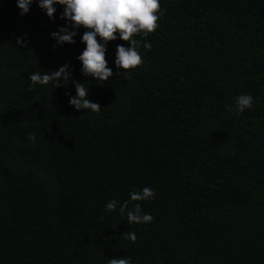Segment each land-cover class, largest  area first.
I'll return each mask as SVG.
<instances>
[{"label":"trees","instance_id":"16d2710c","mask_svg":"<svg viewBox=\"0 0 264 264\" xmlns=\"http://www.w3.org/2000/svg\"><path fill=\"white\" fill-rule=\"evenodd\" d=\"M160 2L159 27L136 37L152 43L143 64L126 79L114 60L129 42L109 41L101 85L77 59L85 28L50 35L62 6L50 19L0 0V264H264V0ZM66 62L99 112L69 104L71 82L29 87ZM249 92L252 108L229 109ZM146 185L154 199H129ZM113 198L154 219L129 224Z\"/></svg>","mask_w":264,"mask_h":264},{"label":"clouds","instance_id":"9594fccd","mask_svg":"<svg viewBox=\"0 0 264 264\" xmlns=\"http://www.w3.org/2000/svg\"><path fill=\"white\" fill-rule=\"evenodd\" d=\"M44 11L50 19H55L57 5L63 7L61 18L65 24L58 27V30L50 33L57 44L75 43V37L81 27L86 30L80 40L85 44L83 51L77 59L81 62V72L85 77H93L96 82L103 85L113 77V68L109 67L106 59L107 45L109 41L121 39L128 41V46L118 44L116 46L114 64L116 68L123 69L125 78H130L131 71L143 64L140 51L152 48L151 41L137 39V36L148 37L158 27V20L163 15L160 0H16L21 15L29 12L33 3ZM99 37V39H98ZM16 42L20 46L28 43L26 34L18 36ZM73 70L70 63L66 62L58 69L49 72H32L29 74L30 88L37 83L47 84L55 80L56 85L74 84L75 94L69 95V104L75 109L92 110L99 112L101 106L89 99V87L83 82L72 80ZM56 86V87H57ZM235 107L229 109L235 114H242L246 109L253 107L255 98L252 93H241L234 98ZM29 138L33 141L36 134L30 133ZM155 190L151 186H144L140 190H133L129 193L131 201H146L155 198ZM119 205L121 215H127L128 223H150L154 217L150 212H145L140 203H135L129 208V200L122 203L115 198L106 202L107 210L115 211ZM133 241L136 239L134 232L125 234ZM109 264H133L131 257H112Z\"/></svg>","mask_w":264,"mask_h":264}]
</instances>
